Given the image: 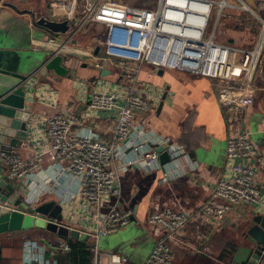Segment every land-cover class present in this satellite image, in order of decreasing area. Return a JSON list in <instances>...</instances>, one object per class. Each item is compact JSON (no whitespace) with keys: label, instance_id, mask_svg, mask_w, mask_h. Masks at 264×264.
Wrapping results in <instances>:
<instances>
[{"label":"built area","instance_id":"1","mask_svg":"<svg viewBox=\"0 0 264 264\" xmlns=\"http://www.w3.org/2000/svg\"><path fill=\"white\" fill-rule=\"evenodd\" d=\"M44 11L39 17L31 13L33 26L43 16L52 21H67L69 29L66 32L46 29L47 38L37 40L35 50L52 48L54 55L67 54L70 41L80 32L98 31L105 54L98 56L91 49L87 59L99 70L121 71L131 87L107 89L92 81L87 113L64 108L46 115L45 140L49 142L40 150L31 153L26 147L18 149L24 143L33 147L30 137L17 148L10 143L0 145V174L18 183L15 190L18 197L34 210L53 199L62 207V214L75 209L74 216L78 219V223L65 224L34 212L35 223L41 219L65 225L79 236L86 234L96 247L102 237L127 228L135 217L134 209L120 205L123 175L132 168L160 170V183L170 184L185 172L186 166L193 167L179 142L159 137L142 121V114L158 102L156 96L135 91L140 85L138 74L143 65L156 70L191 72L219 79L221 83L218 100L232 122L226 143L225 171L199 211L221 223L240 206L264 203L260 186L264 151L239 123L246 108L255 102L256 72L259 69L264 73V0H45ZM247 13L259 29L251 48L217 41L219 34L229 27L228 18L234 19L237 29H246ZM80 84L88 88L87 80H81ZM99 112L116 115L106 139L87 125L88 117ZM260 131L264 140V112ZM162 145L169 155L165 163H161V154L156 150ZM0 205L18 209L1 201ZM191 219L190 211L172 206L154 209L147 222L155 243L146 264H174V248L190 246L187 227ZM58 247L71 248L64 239ZM42 250L41 247L38 251L27 250L23 264H56L41 258ZM108 258L109 264H126L128 260L119 253H111Z\"/></svg>","mask_w":264,"mask_h":264},{"label":"crops","instance_id":"2","mask_svg":"<svg viewBox=\"0 0 264 264\" xmlns=\"http://www.w3.org/2000/svg\"><path fill=\"white\" fill-rule=\"evenodd\" d=\"M44 3L45 0H0V53L15 55L11 57L18 63H24L22 53L27 50L35 55H54L52 48L34 49L37 40L48 36L46 28L37 23L33 26V19H30L31 13L37 14L38 17L45 14ZM228 33L231 36L233 34V38H238V45L252 47L251 37H242L243 31L229 26ZM102 40L100 32L87 29L70 41L69 52L62 54L70 59L68 62L70 69L74 71L73 77L55 78L52 74L44 76L40 71H34V67L31 68L33 71L29 74L31 78L27 84V93L28 97L32 98L28 100L27 109L32 115L33 125L29 143L34 146L29 147L24 143L19 150L26 147L33 153L49 142L48 139L45 140L46 115L64 108L87 113L92 81L107 89L126 90L131 87L127 78H120L121 71L110 69L111 74L102 76L101 70L95 68L87 59V53L91 49L98 56L105 54ZM84 63L87 64L86 67L83 66ZM132 64L138 66L136 63ZM140 69V85L135 87V91L158 98L157 104L142 114L145 127L159 137H169L179 142L194 164L193 167L186 166L185 172L170 184L160 183V170L147 172L144 169L132 168L128 174L123 175L120 205L135 210L134 219L122 230L132 231L124 239L119 236L120 231L102 237L95 247V241L86 234L79 237L62 236L47 228H39L36 221V226L32 228L0 234V264H23L26 251H38L40 247L43 249L39 253L41 258L56 261V264H109L108 255L111 253L126 256V264H146L155 243L147 218L154 209L164 206L190 211L192 216L187 227L190 246L174 248V264L231 263L243 241L246 217L259 211L261 207L256 206L263 205L264 208V203L240 206L229 213L221 223L199 211L210 198L218 179L225 171L226 143L232 122L225 107L218 100L221 83L219 79L186 71L163 68L156 70L150 65H143ZM81 80L88 81V88L85 89L80 84ZM254 83L257 88L255 102L246 108L239 123L250 131L252 140L264 151V140L260 131L264 112L263 72L260 71L255 76ZM162 101L164 102L159 107ZM115 117L114 113L91 114L87 125L106 139ZM262 156L264 157V154ZM260 183L264 202V176L261 177ZM111 204L112 202L108 203L105 209ZM74 210H65L62 222L78 223ZM62 239L70 242V249L58 247ZM75 242L79 243L80 247L75 253L74 261H71L66 254L71 252V243ZM123 243L127 244L125 248ZM34 263L41 264H31Z\"/></svg>","mask_w":264,"mask_h":264},{"label":"water","instance_id":"3","mask_svg":"<svg viewBox=\"0 0 264 264\" xmlns=\"http://www.w3.org/2000/svg\"><path fill=\"white\" fill-rule=\"evenodd\" d=\"M36 23L53 32H66L69 29L67 21H52L43 16L38 18ZM11 56L15 55L0 53V145L10 143L17 148L29 140L33 129L32 115L27 109L28 100L32 98L28 97L27 93V84L31 78L29 74L33 71L31 68L34 67V71H40L44 76L52 74L55 78L73 77L74 71L69 67L70 59L63 55H35L27 50L22 53L24 63L15 62ZM83 66L86 67L87 64L84 63ZM111 72L110 69H103L101 75L105 76ZM122 76L123 74L120 78ZM156 150L161 154V163L169 160L164 145L156 147ZM17 187L18 183L15 180L0 174V201L18 206V209L12 210L0 205V234L21 231L25 228L26 217L33 215L34 212L63 221L62 207L55 200L45 202L35 210L31 209L15 194ZM46 228L62 236L79 237L77 231L69 230L65 225L48 223ZM242 238V244L236 250L230 264H264V208L246 217ZM123 246L125 248L127 244L123 243Z\"/></svg>","mask_w":264,"mask_h":264},{"label":"rangeland","instance_id":"4","mask_svg":"<svg viewBox=\"0 0 264 264\" xmlns=\"http://www.w3.org/2000/svg\"><path fill=\"white\" fill-rule=\"evenodd\" d=\"M246 17V29L242 30L245 34H242V37H251V42L254 43L255 39L257 38V34L259 33V29L258 27L256 26V21L255 19L249 15L247 13V15H245ZM227 23H229V26L230 27H235V21L233 18H228ZM236 28V27H235ZM237 29V28H236ZM96 30V29H95ZM239 30V29H238ZM239 32V31H238ZM233 37H235L233 34H232ZM231 36L230 33H228V28L225 27V30L222 31V34H219L218 38H217V41L219 42H222V43H229V44H237V39L238 38H233ZM238 45V44H237ZM239 46H242L243 48H251L249 47L248 45H239ZM104 50V49H103ZM260 72V70L258 69L256 74H258ZM34 222H35V217H32V216H28L26 217V221H25V228H32L34 227ZM46 222L41 220V219H38L37 221V226L39 228H43L45 229L46 228ZM132 232L130 229L129 230H124V231H121L119 233V236L122 237V239H124L126 236H129V233ZM124 251V250H123Z\"/></svg>","mask_w":264,"mask_h":264},{"label":"trees","instance_id":"5","mask_svg":"<svg viewBox=\"0 0 264 264\" xmlns=\"http://www.w3.org/2000/svg\"><path fill=\"white\" fill-rule=\"evenodd\" d=\"M71 244H72V250L71 252L66 254V256L69 257L71 261H74L73 259H74L75 253L78 251L77 249L80 247V244L77 242L71 243Z\"/></svg>","mask_w":264,"mask_h":264}]
</instances>
